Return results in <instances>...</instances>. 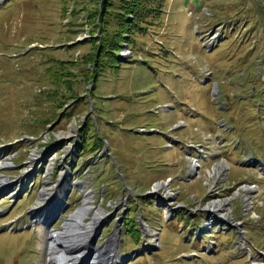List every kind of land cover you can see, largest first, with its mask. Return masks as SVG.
<instances>
[{"label":"rangeland","instance_id":"obj_1","mask_svg":"<svg viewBox=\"0 0 264 264\" xmlns=\"http://www.w3.org/2000/svg\"><path fill=\"white\" fill-rule=\"evenodd\" d=\"M97 1L0 0V264H50V231L88 194L105 214L90 240L116 236L127 264H264V0H161L99 72ZM215 200L232 225L196 231Z\"/></svg>","mask_w":264,"mask_h":264},{"label":"trees","instance_id":"obj_2","mask_svg":"<svg viewBox=\"0 0 264 264\" xmlns=\"http://www.w3.org/2000/svg\"><path fill=\"white\" fill-rule=\"evenodd\" d=\"M161 9V0H102L101 3L98 0L96 14L101 35L100 43L96 44L99 53H96L93 60L95 70L99 72L107 64H115L123 43L126 40L133 41L134 34L145 31L148 19L158 17L157 12H161ZM126 35L128 39L125 38ZM56 79V82L63 83L61 85H65L68 90L75 89L80 83L78 80L66 79L63 73L56 74ZM73 82L75 85L71 88Z\"/></svg>","mask_w":264,"mask_h":264},{"label":"bare ground","instance_id":"obj_3","mask_svg":"<svg viewBox=\"0 0 264 264\" xmlns=\"http://www.w3.org/2000/svg\"><path fill=\"white\" fill-rule=\"evenodd\" d=\"M8 164H9V162L5 163V162L0 161V168L5 167ZM262 168H264V167L262 166ZM222 169L224 171H226V169H229V167L220 163V165H217L214 167L213 173H210L211 176H213L214 179L217 178L218 175L220 174V172H222ZM221 176H222V173H221ZM6 181H7V179L2 180L0 177V193L5 191L6 189L10 188L8 183L7 184L5 183ZM163 188H168L165 182H162L161 184H159L156 188H154V190L161 191V189H163ZM253 189L254 188H252V186H243V188H242V190H244L245 193H251V192H253ZM165 191H168V190H165ZM11 192H12V190H11ZM168 195L171 197L173 196L172 192H169ZM46 196H47V194H44L45 198H46ZM92 196L93 195H91V194L86 195L83 205L78 209L77 213L72 214L70 216V219L67 221V224L64 226L65 228H64L63 232H60V234H59V233H57V231H50L51 233H50V236L48 239L49 243L46 246V250L48 253H50L51 257L52 256L54 257V261L56 262V264H58L57 261H61V260L63 261V260H65L64 259L65 257H68V254L70 255V253L72 252L71 249L74 248V246H73L74 244L75 245L78 244V248L79 247H81V248L85 247L87 245L86 242H83V243H79V242L83 239L88 240L92 236L91 234L95 230L96 226L98 224H100V222L102 220H104L105 214H104L103 210L100 208L94 209L93 205L90 204V201L92 200ZM55 202H56V200H54L53 203H55ZM224 207H223L222 202L216 201V200H215V202L213 201L210 204V208L215 209V210L223 211ZM50 209L51 208H49V210ZM58 209H59V206H58ZM49 210H46L45 212L48 213ZM93 212H94V217H93V219H91L92 223H89V224L83 223L85 221L84 217L90 216V214ZM54 215H55V213H53L52 217H54ZM225 215L227 216V214H225ZM81 231H83V234L79 235V239H78V237H76V238L73 237ZM71 237L73 239H76V243L75 242L74 243L68 242V240H70ZM116 242H117V237L113 236L109 241V243L111 244L110 246L115 247ZM56 249H60V250H56ZM62 249H64V250H62ZM94 252L96 255L94 262L96 260L95 264H99L98 259L101 258L100 249L97 248L94 250ZM112 253H113V250H112ZM58 257H60V258H58Z\"/></svg>","mask_w":264,"mask_h":264},{"label":"built area","instance_id":"obj_4","mask_svg":"<svg viewBox=\"0 0 264 264\" xmlns=\"http://www.w3.org/2000/svg\"><path fill=\"white\" fill-rule=\"evenodd\" d=\"M199 151H200V153H203V151L201 149H199ZM220 163L227 166V163L222 160L220 162L214 163L213 167L220 165ZM189 165H190L191 174L193 173V175H195V176H200L201 172L205 171V168L202 166V164L198 158L192 159ZM213 167L211 169H213ZM205 210H207V212L209 214V217H208L207 222H206L207 226L216 223L217 227L220 231H226L230 227V225H232V223H230V221L233 219V216L231 214V211H229V213H228L227 207H226L225 211L223 210L222 213H219L216 210L209 208L208 206H207V208H205ZM165 211L169 212L170 210L167 207L165 209ZM223 214H227L228 217H230L231 219L228 220L227 218H225L223 216ZM152 234H153V236H152V239L150 241V244L152 245V248H154V247L159 245L157 240H159V234L160 233L155 231V233H152Z\"/></svg>","mask_w":264,"mask_h":264},{"label":"water","instance_id":"obj_5","mask_svg":"<svg viewBox=\"0 0 264 264\" xmlns=\"http://www.w3.org/2000/svg\"><path fill=\"white\" fill-rule=\"evenodd\" d=\"M64 222L67 224V220H64ZM64 224V226L66 225ZM57 233L60 234V231H57ZM101 234V232H100ZM98 235V234H97ZM95 235V237L93 239H91L89 241V244L87 243V245L85 247H79L78 248V245H76L74 248H73V253H74V256L73 257H66L67 261L69 260V264H82L80 263L83 259H87V263L88 264H92V258L94 257L93 253H94V250L96 248V242H97V238L98 236ZM76 251H78L77 253H75ZM103 253V251H101V254ZM108 254V253H107ZM59 258V257H58ZM76 258H80V259H76Z\"/></svg>","mask_w":264,"mask_h":264},{"label":"flooded vegetation","instance_id":"obj_6","mask_svg":"<svg viewBox=\"0 0 264 264\" xmlns=\"http://www.w3.org/2000/svg\"><path fill=\"white\" fill-rule=\"evenodd\" d=\"M51 207H52V204H51ZM50 207V208H51ZM39 215L40 216H44L45 217V213L42 215L41 213H39ZM41 219H42V217H40ZM83 234V231H81V232H79V233H77L75 236H73L74 238H76V237H78V239H79V235H82ZM72 238V237H71ZM70 238V240H68V242H70V243H76V239H71ZM83 239V238H82ZM87 239H83V240H81L79 243H83V242H87L86 241ZM70 245V244H69ZM76 245H78V244H76ZM71 246V245H70ZM73 246H75V244L73 245ZM72 247V246H71ZM64 262V261H63ZM55 264H56V262H55ZM58 264H62V263H58Z\"/></svg>","mask_w":264,"mask_h":264}]
</instances>
